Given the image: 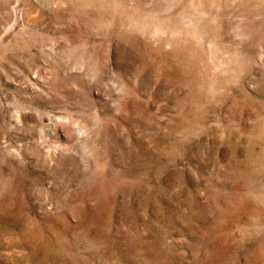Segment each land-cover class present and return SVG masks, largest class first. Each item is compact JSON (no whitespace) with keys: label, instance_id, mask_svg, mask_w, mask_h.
<instances>
[{"label":"rangeland","instance_id":"obj_1","mask_svg":"<svg viewBox=\"0 0 264 264\" xmlns=\"http://www.w3.org/2000/svg\"><path fill=\"white\" fill-rule=\"evenodd\" d=\"M0 264H264V0H0Z\"/></svg>","mask_w":264,"mask_h":264}]
</instances>
